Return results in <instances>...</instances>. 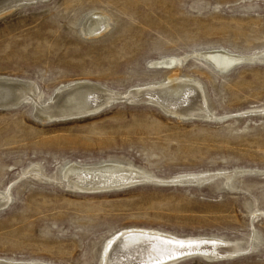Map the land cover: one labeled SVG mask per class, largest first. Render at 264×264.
Listing matches in <instances>:
<instances>
[{"label":"rangeland","instance_id":"rangeland-1","mask_svg":"<svg viewBox=\"0 0 264 264\" xmlns=\"http://www.w3.org/2000/svg\"><path fill=\"white\" fill-rule=\"evenodd\" d=\"M95 12L108 29L87 38ZM215 49L264 52V0H37L0 15V77L34 82L40 103L76 81L117 97L67 121H39L30 103L0 109V259L101 264L112 236L140 228L226 243L170 264H264V62L220 73L191 56ZM186 56L177 73L202 85V112L178 118L126 96L173 74L155 62ZM104 162L147 179L81 192L63 177ZM238 172L231 186L181 178Z\"/></svg>","mask_w":264,"mask_h":264},{"label":"bare ground","instance_id":"bare-ground-1","mask_svg":"<svg viewBox=\"0 0 264 264\" xmlns=\"http://www.w3.org/2000/svg\"><path fill=\"white\" fill-rule=\"evenodd\" d=\"M33 1L37 0H0V15L11 11L23 2ZM105 17L97 12L91 15L82 26L83 35L87 38H94L103 33L107 28ZM191 56L195 60L202 59L204 64L207 61L211 62L220 71L228 72L241 62H253L254 60L264 62V52L257 53L256 56H248L215 49L195 52ZM187 57H164L157 62L154 61V64L163 65L164 69L172 71L173 74L163 82L136 89L126 96L130 99L144 95L150 96L155 105L164 109L167 114L178 118L187 119L194 116L195 109L198 113L202 112L205 109L202 85L190 76H181L177 73ZM116 99V94L102 85L88 81H76V83L72 82L70 85L56 89L49 100L40 103L41 96L34 82L0 77V107L9 110L17 105L30 103L33 106V115L42 122L56 118H68L67 121L90 117L98 114ZM238 174L240 172L232 175L217 173L207 177L181 178L191 180V183H200L220 175L225 179L224 184L227 185L226 181H228L231 186L235 181L234 177ZM63 177L73 189L81 192L120 188L147 179L146 174L141 170L130 164L116 162H104L91 166L71 164L66 168ZM9 201L10 195L7 189L0 192V211L8 205ZM206 244L226 243L212 237L178 238L159 231L131 228L115 234L106 242L100 263L170 264L184 259L191 253H200L201 248ZM30 262L0 259V264H45Z\"/></svg>","mask_w":264,"mask_h":264},{"label":"water","instance_id":"water-1","mask_svg":"<svg viewBox=\"0 0 264 264\" xmlns=\"http://www.w3.org/2000/svg\"><path fill=\"white\" fill-rule=\"evenodd\" d=\"M211 69H213L214 71H216V72H220V73H225V72H227V71H220L219 69H217L215 66H213L212 65V63L211 62H205ZM245 63H251V62H241V63H239L238 65H241V64H245ZM237 65V66H238ZM21 105V104H20ZM17 106H19V105H17ZM16 106V107H17ZM14 107H12V109H13ZM160 108V107H159ZM0 109H6L5 107H0ZM162 111H164L165 112V110L164 109H162V108H160ZM166 113V112H165ZM66 119H68V118H56V119H51V120H49V121H47V122H52V121H59V120H66ZM39 121H41L40 119H38Z\"/></svg>","mask_w":264,"mask_h":264}]
</instances>
